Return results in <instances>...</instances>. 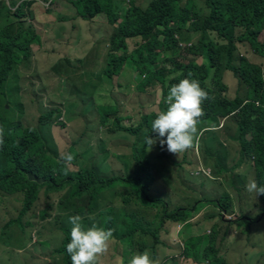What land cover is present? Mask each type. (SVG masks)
Instances as JSON below:
<instances>
[{
	"label": "rangeland",
	"instance_id": "1",
	"mask_svg": "<svg viewBox=\"0 0 264 264\" xmlns=\"http://www.w3.org/2000/svg\"><path fill=\"white\" fill-rule=\"evenodd\" d=\"M149 1L111 0V4L121 20ZM63 3L27 0L20 4L19 0L15 4L0 0V29L16 36L27 33L32 37L31 33L40 39L31 43L25 37L32 55L15 65L4 82L2 127L7 133L12 132L15 122L42 127L45 134L50 133L44 144L49 155L59 158L72 150L74 163L69 167L62 161L65 172L76 174L89 169L102 178H136L147 185L149 199L161 203L153 207L139 205L131 190L122 185L100 192L97 185H92L88 193L75 197L72 184L52 193L42 189L32 208L20 216L23 195L0 191V264H66V257L71 264L67 250V256L58 253L66 239L64 232H71L68 217L80 215L87 229L93 224L87 218L89 214H95L97 226L106 229L109 225L113 230V241L100 264H129L133 255L143 252L158 264H208L201 261L205 259V248L215 249L216 256L227 264H264L263 207L258 196L245 190L254 170L251 160L244 163V159L252 158L240 150L235 139L238 117L235 120L233 112L211 114L210 120L199 125L195 147L180 155L170 153L159 140L150 150L144 139L155 136L149 134L142 116L164 109L161 86L136 90L139 75L134 65L126 63L120 74L106 76L109 36L114 25L103 14L97 15L101 21L90 24L87 19L68 14ZM74 20L79 26L73 25ZM192 21L199 26L203 23L195 16ZM228 28L235 34L243 31L233 24ZM215 33L213 40L222 45L219 74L223 89L211 85L210 96L220 102L235 96L245 98L247 87L226 67V41ZM176 39L178 53L170 56L173 60L165 59L163 54L160 67L175 62L186 67L203 62L200 55L188 49L192 39L177 34ZM259 40H264V31ZM138 41L129 38L127 48L133 49ZM237 46L239 49L233 53L235 67L245 51L249 52L244 55L258 64L260 60L249 50V42ZM50 109L52 124H42L41 112ZM128 127H136L137 132L127 133L124 129ZM180 212L189 214L183 216ZM258 216L255 222H239L242 217ZM188 239L196 255L194 260L183 255Z\"/></svg>",
	"mask_w": 264,
	"mask_h": 264
},
{
	"label": "trees",
	"instance_id": "2",
	"mask_svg": "<svg viewBox=\"0 0 264 264\" xmlns=\"http://www.w3.org/2000/svg\"><path fill=\"white\" fill-rule=\"evenodd\" d=\"M11 1L16 4L19 0H9ZM24 1L27 0H20V4ZM65 1L72 8L75 16L91 20L103 14L114 25L109 36L110 50L104 74L108 77L118 75L125 63L134 65L139 75L135 85L136 90L145 91L148 86L159 84L164 98L163 110L167 109L166 98L171 85L186 78L189 72L209 94H211V85L215 84L219 89H223L219 74L223 63L222 45H218L213 40L216 31L218 38L226 41L223 45L227 47L226 67L232 69L245 84L247 94L245 98L235 96L231 101L220 102L218 98L205 101L203 104L205 114L201 122L210 120L211 114L227 115L233 112L235 120L237 117L239 119L235 139L240 144V150L250 155L247 156L248 158H252L244 159V163L252 161L253 164L250 166L255 171V173L253 171L254 178L259 185H264V40H259L260 33L264 31V0H218L216 4L205 0L209 10L208 15L199 14L195 10L193 0H150L145 7H135L130 11V17L121 20L114 12L111 0ZM1 4H4V1ZM194 16L203 21L200 26L192 21ZM229 24L240 27L243 31L235 34V30L228 28ZM176 34L188 40L192 39L193 43L188 49L191 53L200 55L203 62L187 67L179 62L165 68L159 66L163 54L165 59L173 60L170 56L178 53ZM30 35L32 37L27 33L16 36L0 29V102L4 95V82L10 77L12 68L32 55L30 41L36 43L40 40L35 34L30 33ZM25 37L30 41L25 40ZM135 37L139 41L130 50L127 48V40ZM243 41L249 42L251 47L249 50L260 60L258 64L244 55L249 51L242 54L238 67L233 64V53L239 49L237 43ZM165 51L169 53H164ZM104 110L102 109V112ZM52 113L53 109L42 111L39 121L51 125ZM155 116L154 112L142 116L149 134L154 136L156 134L151 131V123ZM244 117H249V120H244ZM0 127H2L1 114ZM124 130L132 134L137 132L136 127H128ZM11 131V133L5 132V144L0 147V191L10 195H23L20 216L26 215L32 208L42 189L52 193L72 184L75 187L73 193L75 197L88 193L92 185H97L98 192L122 185L131 190V195L139 205L153 207L161 203L159 200L149 199L147 185L136 178H127L128 180L117 176L102 178L97 177L89 169H82L76 174L65 172L61 158L49 155L45 149V137H49L50 133L45 134L42 127L15 122L11 126ZM69 151L72 153L71 149ZM71 163H74V160ZM258 197L264 213V195ZM180 213L183 216L189 214ZM259 218V216L255 219L242 217L239 222L250 223ZM106 229H110V226L108 225ZM64 233L66 239L58 253L67 256L66 245L70 242V235ZM153 236L156 239L157 235ZM190 241L191 239H188L184 242L183 255L194 260L196 255L195 252L192 253ZM203 255L205 259H201L202 262L206 260L208 264H227L225 260L216 256L215 249L205 248ZM63 261L70 264L67 257Z\"/></svg>",
	"mask_w": 264,
	"mask_h": 264
},
{
	"label": "clouds",
	"instance_id": "3",
	"mask_svg": "<svg viewBox=\"0 0 264 264\" xmlns=\"http://www.w3.org/2000/svg\"><path fill=\"white\" fill-rule=\"evenodd\" d=\"M192 76L189 72L186 78L180 79L169 88L167 109L156 113L151 123V131L156 135H147L144 139V145L150 150L157 140L161 146L166 144L167 150L176 155L195 147L196 138L200 134L201 118L205 114L203 104L214 97ZM4 144L5 129L0 127V147ZM60 158L69 167L75 159L69 152L61 153ZM245 190L255 194V197L264 195V185H259L255 179L246 182ZM87 218L93 221V224L85 229L80 215L68 217L72 227L66 250L71 257V264H100L101 257L107 254L113 241L112 229L97 226L95 214H89ZM129 264H158V261L153 260L148 252H143L133 255Z\"/></svg>",
	"mask_w": 264,
	"mask_h": 264
},
{
	"label": "crops",
	"instance_id": "4",
	"mask_svg": "<svg viewBox=\"0 0 264 264\" xmlns=\"http://www.w3.org/2000/svg\"><path fill=\"white\" fill-rule=\"evenodd\" d=\"M63 1H64V3H63V8L67 11V13H68V14H74L72 8L67 4V2H66L65 0H63ZM196 1H197V0H193V2H194V4H195V10H196L199 14H200V13H206L207 6H206L204 0H202V1L204 2V3H202V4H197ZM73 17H74V16H73ZM101 20H102V18H100V16H97V17L92 18V20H90V21H88V20H85V21H87L88 23L92 24V23H95V22H98V21H101ZM73 25H74V26H79V23H78L76 20H74V21H73ZM252 171H253V170H252ZM253 179H254V177H253Z\"/></svg>",
	"mask_w": 264,
	"mask_h": 264
}]
</instances>
